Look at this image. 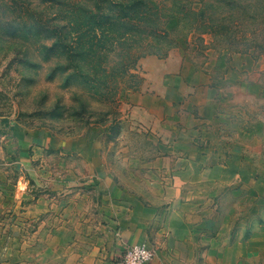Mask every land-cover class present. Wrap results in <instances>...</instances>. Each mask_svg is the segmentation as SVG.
Returning a JSON list of instances; mask_svg holds the SVG:
<instances>
[{"label":"rangeland","instance_id":"1","mask_svg":"<svg viewBox=\"0 0 264 264\" xmlns=\"http://www.w3.org/2000/svg\"><path fill=\"white\" fill-rule=\"evenodd\" d=\"M207 85L213 118L198 111ZM205 154L242 156L254 174L211 185L223 196L198 219L214 227L228 206L233 221L262 222L264 0H0V263L30 252L60 264L71 192H105L108 175L166 192L179 158ZM199 246L194 264H211Z\"/></svg>","mask_w":264,"mask_h":264},{"label":"crops","instance_id":"2","mask_svg":"<svg viewBox=\"0 0 264 264\" xmlns=\"http://www.w3.org/2000/svg\"><path fill=\"white\" fill-rule=\"evenodd\" d=\"M206 88L198 97L202 103L198 111L202 117L213 118L217 115L218 101L211 87ZM192 139L189 136L183 147L187 148ZM69 144L65 138L51 141V147L59 151L67 150ZM206 154L203 158H179L176 164L183 166L182 170L177 168L172 186L167 187L166 192H127L111 175L101 178L100 184H109L105 192H93L92 196L86 192H71L75 204L64 209L69 215L57 228L62 231L58 242L60 252L63 246L67 248L60 264H119L123 250L135 243H146L152 248L153 256L146 264H194L199 244L204 246V260L211 264L264 262V220L251 224L244 218L233 221L228 206L219 207L220 212L227 215L214 227L211 221L199 220L201 214H211L217 207L213 204L215 198L223 196V192H212L211 185L237 183L254 174L251 171L254 168L249 171L241 164L242 156L221 163L216 157L207 163L209 155ZM197 182L207 186V191L191 192L190 188ZM60 193L68 197V192ZM238 193L241 192H235L236 197ZM256 194L264 204V192ZM253 212H258L257 205L250 210ZM247 228L251 231L244 236ZM213 229L218 230L215 237ZM200 231L203 235L199 237ZM230 231L235 233L234 237H229ZM216 240L219 247L214 244ZM15 261L5 264H37L30 252L23 253L22 257L17 254Z\"/></svg>","mask_w":264,"mask_h":264},{"label":"built area","instance_id":"3","mask_svg":"<svg viewBox=\"0 0 264 264\" xmlns=\"http://www.w3.org/2000/svg\"><path fill=\"white\" fill-rule=\"evenodd\" d=\"M152 256L153 250L146 243H135L123 250L119 264H146Z\"/></svg>","mask_w":264,"mask_h":264}]
</instances>
